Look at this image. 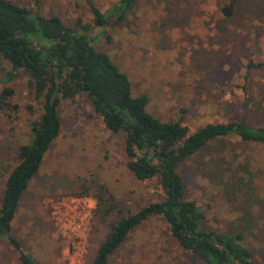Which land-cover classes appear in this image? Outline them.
Segmentation results:
<instances>
[{"label":"rangeland","instance_id":"1","mask_svg":"<svg viewBox=\"0 0 264 264\" xmlns=\"http://www.w3.org/2000/svg\"><path fill=\"white\" fill-rule=\"evenodd\" d=\"M10 1L58 16L67 25L76 19L92 22L84 0H37V7L35 0ZM115 1L91 3L103 13ZM226 1L135 0L113 27L109 43L100 29L94 31L98 45L126 75L132 96H147L152 116L178 120L190 131L240 119L264 126V0H236L230 18L219 12ZM7 70L0 61V91L12 90L10 103L17 112L10 119L0 114V197L16 164L17 145L28 142L29 124L40 114L24 80H3ZM57 115L59 134L19 199L11 233L42 264H90L106 227L92 232L94 200L74 194L82 186L101 185L123 213L157 202L160 194L154 182H140L126 169L122 133L104 127L85 94L72 102L61 100ZM179 172L186 198L201 207L200 228L240 234L253 263L264 264V145L221 139ZM0 264H20L5 242ZM108 264L200 263L179 248L163 222L152 218L133 230Z\"/></svg>","mask_w":264,"mask_h":264},{"label":"trees","instance_id":"2","mask_svg":"<svg viewBox=\"0 0 264 264\" xmlns=\"http://www.w3.org/2000/svg\"><path fill=\"white\" fill-rule=\"evenodd\" d=\"M84 2L92 15L91 24L76 19L67 25L58 16L0 0V61L8 66L3 80H24L40 107L38 118L29 124V140L17 145L16 164L3 182L0 244L5 242L15 251L20 264H42L21 249L12 236L11 222L21 195L59 134V102H72L85 94L104 127L111 134L122 133L126 169L140 182H154L160 194L157 202L123 213L105 187L82 186L74 196L94 200L92 232L106 227L90 264H108L133 230L152 218L163 222L179 248L200 264H254L240 234L200 228L201 207L186 198L179 167L221 139L235 137L243 143L264 145V126H251L240 119L190 131L178 120L161 121L149 114L147 96H132L126 75L98 45L94 32L100 29L104 42L109 43L113 27L125 19L135 0H117L103 13L91 0ZM235 4L236 0H227L219 12L230 18ZM12 95L9 88L0 91V114L9 119L17 112V106L10 103Z\"/></svg>","mask_w":264,"mask_h":264},{"label":"built area","instance_id":"3","mask_svg":"<svg viewBox=\"0 0 264 264\" xmlns=\"http://www.w3.org/2000/svg\"><path fill=\"white\" fill-rule=\"evenodd\" d=\"M81 199H83V198H81ZM83 200H86V199H83ZM87 211H90L88 207H87ZM88 215H89V212H88ZM80 225H85V223L80 222Z\"/></svg>","mask_w":264,"mask_h":264}]
</instances>
